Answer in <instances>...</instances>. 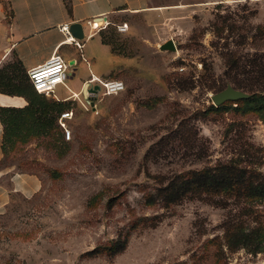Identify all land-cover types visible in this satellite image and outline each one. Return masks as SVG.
<instances>
[{
	"label": "rangeland",
	"instance_id": "1",
	"mask_svg": "<svg viewBox=\"0 0 264 264\" xmlns=\"http://www.w3.org/2000/svg\"><path fill=\"white\" fill-rule=\"evenodd\" d=\"M243 5L253 33L264 25V0H150V8L160 10L147 20H132L133 31H107L104 38L128 58L110 65L122 66L109 78L122 81L124 91L103 96L97 84L90 85L98 99L94 105L70 103L68 141L54 120L47 135L26 123L6 144L0 166L34 173L42 186L31 198L13 195L0 214V264H264V253L219 248L224 210L197 201L169 209L145 203L156 177L228 159L225 135L231 129L253 144L260 156L255 168L264 175V111L200 117L195 129L208 141L206 160L180 158L177 140L158 145L182 123L193 133V115L212 105L215 92L204 87V77H222L225 57L219 46L242 53L264 48L235 45L248 30L240 18ZM217 14L228 21L223 24ZM227 25L217 38L214 29ZM169 40L175 51L160 50ZM105 66L98 62L97 72L104 74ZM113 243L123 246L120 252L111 251Z\"/></svg>",
	"mask_w": 264,
	"mask_h": 264
},
{
	"label": "trees",
	"instance_id": "2",
	"mask_svg": "<svg viewBox=\"0 0 264 264\" xmlns=\"http://www.w3.org/2000/svg\"><path fill=\"white\" fill-rule=\"evenodd\" d=\"M220 7V5L217 6V8ZM240 9L244 12L240 18L243 19L244 24H248V30L245 34L238 36L240 41L235 45L240 47L251 43L264 45V25L256 26L254 32L250 33L251 13L245 12L246 5L241 6ZM216 18H222L223 24L227 20L218 14ZM224 27L228 25L217 26L214 29L217 38H220ZM103 42L115 51L109 40L104 38ZM218 44L215 43V46L218 47ZM219 48L224 50L222 54L225 57L222 77L220 80H215L213 76L211 79V76L205 75L204 78L208 83H205L204 87L217 93L231 86L249 94L250 97L237 102H226L218 107L210 105L204 111H197L193 115V133H189L182 123L179 125V131L170 133L166 139L157 143L168 146L172 141L177 140L182 149L180 158H193V161L199 162L210 156L208 141L201 140L195 129V122L200 121V117L227 111H233L236 114L245 113L248 110L264 111V48L254 53L233 51L227 44ZM202 68L205 73L210 71L205 64ZM192 87H195L194 81ZM17 88V94L23 96L28 105L23 109H0V120L3 124V152L6 150V144H11L12 140L20 135L26 123L38 129L42 128L47 135L54 120L57 122L60 113L73 110L70 105L74 103L73 101H57L51 96L37 94L28 77L19 81ZM178 88L185 90L181 85H178ZM230 104H234L235 107H228ZM172 113L174 117L178 115L177 110ZM57 128L59 130L58 125ZM226 139V147L229 148L230 155L228 159L217 160L213 165L199 171L156 177L154 192L148 194L145 203L161 205L162 208L169 209L184 202L197 201L222 209L226 215L220 226L222 243L219 244V248L224 247L231 253L238 250H244L253 255L264 253V175L255 168L260 156H257L253 150V144L246 136L237 134L231 129L227 131L225 141ZM173 150L174 147L166 148L164 151L170 153ZM122 248L123 246L119 247L118 243H113L111 251L116 254Z\"/></svg>",
	"mask_w": 264,
	"mask_h": 264
},
{
	"label": "crops",
	"instance_id": "3",
	"mask_svg": "<svg viewBox=\"0 0 264 264\" xmlns=\"http://www.w3.org/2000/svg\"><path fill=\"white\" fill-rule=\"evenodd\" d=\"M157 10L160 8H150V0H0V109H23L28 105L17 94V85L27 78L30 69L43 65L53 54H58L69 68L67 79L51 97L57 101L85 102V91L89 93L90 85H94L88 83L90 78L111 80L109 74L122 66L110 65L117 62L116 58L128 59L103 42L107 31L116 32L115 25L127 23L128 30L121 35L127 34L133 31L132 20L146 19ZM98 20L107 25L94 31L93 22ZM72 23L82 26L80 48L70 33L66 35L60 30ZM102 54L105 57L101 60ZM101 61L107 65L104 74L97 72ZM4 156L0 120V163ZM41 186L40 177L34 173L0 166V214L13 195L31 198Z\"/></svg>",
	"mask_w": 264,
	"mask_h": 264
},
{
	"label": "built area",
	"instance_id": "4",
	"mask_svg": "<svg viewBox=\"0 0 264 264\" xmlns=\"http://www.w3.org/2000/svg\"><path fill=\"white\" fill-rule=\"evenodd\" d=\"M107 23L101 22L100 20L93 22V30L100 31L105 28ZM117 33H125L128 30L127 23H122L120 25L114 26ZM60 30L69 35V26L64 25ZM72 39V38H71ZM73 40V39H72ZM76 45L78 48V40H76ZM69 65L58 55H51L47 61L38 67L30 69L27 72L28 80L37 94L52 96L54 97L55 89L58 85H62L67 79V70ZM90 84H97L101 88V95L103 96H112L117 95L118 93L124 91V84L120 80H100L95 77H91L88 81ZM98 99L94 93H87L85 91V102L87 105H94L95 100ZM74 112L73 110H68L60 113L57 118V125L61 130L62 137L65 141L70 140L71 131L68 127V121L72 119Z\"/></svg>",
	"mask_w": 264,
	"mask_h": 264
},
{
	"label": "water",
	"instance_id": "5",
	"mask_svg": "<svg viewBox=\"0 0 264 264\" xmlns=\"http://www.w3.org/2000/svg\"><path fill=\"white\" fill-rule=\"evenodd\" d=\"M69 33L71 36L80 41L83 39L82 26L79 23H72L69 26ZM160 50L163 51H175V45L172 40H169L160 46ZM71 65V64H70ZM250 97L249 94L236 90L231 86H227L225 89L211 95V103L213 106L218 107L226 102H237L240 100H245Z\"/></svg>",
	"mask_w": 264,
	"mask_h": 264
}]
</instances>
